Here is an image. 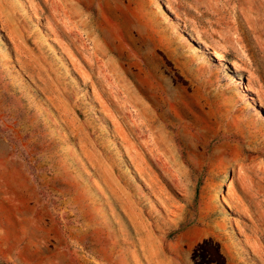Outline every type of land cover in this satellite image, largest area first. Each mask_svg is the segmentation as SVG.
I'll use <instances>...</instances> for the list:
<instances>
[{"label":"rangeland","instance_id":"374dc122","mask_svg":"<svg viewBox=\"0 0 264 264\" xmlns=\"http://www.w3.org/2000/svg\"><path fill=\"white\" fill-rule=\"evenodd\" d=\"M0 264H264V0H0Z\"/></svg>","mask_w":264,"mask_h":264},{"label":"bare ground","instance_id":"6f19581e","mask_svg":"<svg viewBox=\"0 0 264 264\" xmlns=\"http://www.w3.org/2000/svg\"><path fill=\"white\" fill-rule=\"evenodd\" d=\"M137 117H139V116H137ZM252 252H253V254L255 253V251H253V250H252ZM255 254H256V253H255ZM255 254H254V255H255ZM255 256H256V255H255ZM256 257H257V256H256ZM259 258H260V257H259ZM160 261H161V260H160Z\"/></svg>","mask_w":264,"mask_h":264}]
</instances>
